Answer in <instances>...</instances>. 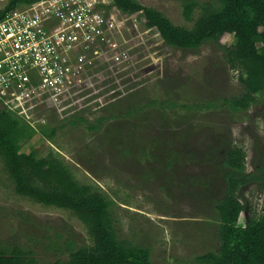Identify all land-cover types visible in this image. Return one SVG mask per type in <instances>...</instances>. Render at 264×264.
<instances>
[{"label": "rangeland", "instance_id": "rangeland-1", "mask_svg": "<svg viewBox=\"0 0 264 264\" xmlns=\"http://www.w3.org/2000/svg\"><path fill=\"white\" fill-rule=\"evenodd\" d=\"M8 1L0 0V10ZM137 1L174 25H192L183 0ZM198 15L196 9L193 19ZM138 40L128 62L99 70L61 108L34 111L32 126L55 127V136L37 132L21 150L53 153L79 183L112 201L118 238L148 248L153 264H200L196 257L218 249L215 205L225 195L223 162L233 147L246 153L248 178L237 191L242 218L261 214L264 93L246 111L222 104L243 91L223 50L233 35L196 50L169 47L155 32ZM69 242L74 249L90 244L82 223L70 211L16 195L0 160V246L16 245L48 264L67 260Z\"/></svg>", "mask_w": 264, "mask_h": 264}, {"label": "trees", "instance_id": "trees-1", "mask_svg": "<svg viewBox=\"0 0 264 264\" xmlns=\"http://www.w3.org/2000/svg\"><path fill=\"white\" fill-rule=\"evenodd\" d=\"M35 1L9 0L0 14ZM112 1L122 13L141 18L144 27L155 32L169 47L196 50L206 42L217 43L224 34L233 35L234 43L223 50L229 69L238 72L243 91L223 99L222 104L231 112L246 111L264 93V0H183L182 15L186 21H192L191 27L174 25L161 12L137 0ZM196 9L199 15L193 19ZM44 127L34 128L16 114L0 108V160L16 195L70 211L85 227L90 240L89 245L77 249L73 248L74 242H69L67 260L48 264H153L148 248L118 238L110 211L112 201L91 185L79 183L53 153L38 157L36 150L29 153L21 150L37 132L48 139L55 136V127ZM96 127L91 125L89 129ZM245 159L242 147H233L225 154L226 191L215 205L219 215V245L216 251L196 257L200 264H264V202L259 216L242 218L245 205L237 195L248 178L244 174ZM31 254L16 245L0 246V264H39Z\"/></svg>", "mask_w": 264, "mask_h": 264}, {"label": "built area", "instance_id": "built-area-1", "mask_svg": "<svg viewBox=\"0 0 264 264\" xmlns=\"http://www.w3.org/2000/svg\"><path fill=\"white\" fill-rule=\"evenodd\" d=\"M151 34L112 0H37L0 14V108L32 126L34 111L61 108Z\"/></svg>", "mask_w": 264, "mask_h": 264}]
</instances>
